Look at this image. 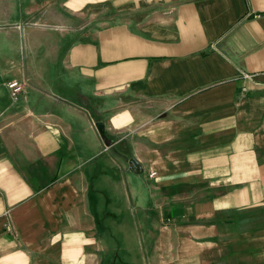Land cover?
I'll return each instance as SVG.
<instances>
[{
  "label": "crops",
  "instance_id": "0c3cea01",
  "mask_svg": "<svg viewBox=\"0 0 264 264\" xmlns=\"http://www.w3.org/2000/svg\"><path fill=\"white\" fill-rule=\"evenodd\" d=\"M0 79V264H264V0H0Z\"/></svg>",
  "mask_w": 264,
  "mask_h": 264
},
{
  "label": "rangeland",
  "instance_id": "374dc122",
  "mask_svg": "<svg viewBox=\"0 0 264 264\" xmlns=\"http://www.w3.org/2000/svg\"><path fill=\"white\" fill-rule=\"evenodd\" d=\"M4 44L6 45H13L12 42H8V41H5ZM7 52V55H11V51H6ZM5 52V53H6ZM13 54V52H12ZM12 76H9V74L6 76V79L8 78H11ZM5 80V79H4ZM1 79H0V90L4 93V95H7L8 91L5 87H1ZM5 100V99H4ZM5 102H9V99L6 98ZM129 161V157L127 158H124L122 161H120L121 163V166H122V169L124 172H126L128 170V162ZM130 177L132 179V182L135 183L138 179V175L136 174H133V173H130ZM108 203H110V205H113L114 204V200L112 199H109ZM114 209V208H113ZM105 223L107 224V227L110 226L109 228H107V234L104 236V239L106 240L107 242V246H108V255H111L110 256V261L113 259V261H116V264L119 262V263H123V264H134L138 261H140L143 253L141 252V250H139V253L136 254V252L134 253H130L131 251V244H130V241H131V237L129 236H126L125 233H126V229L127 227H129L130 225V222L127 221V220H122V221H119L118 220H107L105 221ZM115 228H122L124 229V235L125 236H122V237H118V236H114L112 233H113V229ZM111 228V229H110ZM119 246H122L123 248L127 249L129 252V254L126 255V253L123 252L122 255H119L120 257L116 258L114 260V252L117 248H119ZM118 252V251H117ZM131 254V255H130ZM138 260V261H137ZM111 261V262H113ZM139 264V262H138Z\"/></svg>",
  "mask_w": 264,
  "mask_h": 264
},
{
  "label": "water",
  "instance_id": "95a60500",
  "mask_svg": "<svg viewBox=\"0 0 264 264\" xmlns=\"http://www.w3.org/2000/svg\"><path fill=\"white\" fill-rule=\"evenodd\" d=\"M97 128H98L100 134L102 135L104 141L110 146L111 142H110V140L107 138V136L105 134V128H104L103 124L102 123H98L97 124ZM129 165H130V170L132 172H136L138 174L143 172V167L137 160H135V159L130 160L129 161Z\"/></svg>",
  "mask_w": 264,
  "mask_h": 264
},
{
  "label": "built area",
  "instance_id": "2783aa9c",
  "mask_svg": "<svg viewBox=\"0 0 264 264\" xmlns=\"http://www.w3.org/2000/svg\"><path fill=\"white\" fill-rule=\"evenodd\" d=\"M8 88L11 91V97L13 101H17L20 97V95L23 93L24 90V83L18 81V80H13L8 83ZM156 175L155 173H152L151 176Z\"/></svg>",
  "mask_w": 264,
  "mask_h": 264
}]
</instances>
